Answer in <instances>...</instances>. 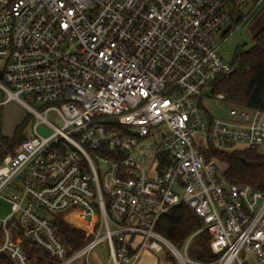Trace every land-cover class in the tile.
<instances>
[{"label":"built area","instance_id":"built-area-1","mask_svg":"<svg viewBox=\"0 0 264 264\" xmlns=\"http://www.w3.org/2000/svg\"><path fill=\"white\" fill-rule=\"evenodd\" d=\"M263 6L0 0V105L19 100L33 123L0 162V199L11 203L0 251L34 264L27 239L57 264H138L146 251L157 264H264V187L233 182L208 156L212 146L264 151V110L231 105L222 118L203 105L207 89L225 101L214 83L234 66L220 46ZM181 203L203 221L183 248L155 229ZM51 213L85 232L82 246L67 249ZM202 231L209 260L189 252ZM99 245L107 256L93 263Z\"/></svg>","mask_w":264,"mask_h":264},{"label":"trees","instance_id":"trees-1","mask_svg":"<svg viewBox=\"0 0 264 264\" xmlns=\"http://www.w3.org/2000/svg\"><path fill=\"white\" fill-rule=\"evenodd\" d=\"M264 10H260L254 19ZM234 70L229 75L219 77L214 85L215 91L224 92L225 101L234 106L264 110V27L255 35L250 46L238 48L231 61ZM31 119L27 115L22 126L10 137H0V162L7 153H14L28 136L21 128ZM16 147V149H15ZM208 156L217 158L225 165V175L233 182L249 184L257 189L264 187V151L244 145L226 149L217 147L208 150ZM50 221L68 250L78 249L84 243L85 232L78 229L58 213L50 214ZM203 225L202 219L185 203L169 209L158 220L155 229L177 247H182L190 235ZM3 231L0 228V245ZM209 235L206 231L197 234L189 250L193 257L209 260L214 257L208 247ZM24 248L34 264H57V261L41 247L25 239ZM0 264H16L5 252L0 251Z\"/></svg>","mask_w":264,"mask_h":264},{"label":"rangeland","instance_id":"rangeland-1","mask_svg":"<svg viewBox=\"0 0 264 264\" xmlns=\"http://www.w3.org/2000/svg\"><path fill=\"white\" fill-rule=\"evenodd\" d=\"M264 24V10L256 16L254 19H248L242 25L237 27L232 31L226 40L220 46V52L225 61L231 62L236 50L240 47L250 46L252 44V33L257 31ZM252 30V31H251ZM225 35V30H221L215 35V39L219 42ZM206 94L210 96V89L206 90ZM206 97L203 100L204 107L214 116V117H224L229 118V110L231 104L226 101H220L214 97ZM0 95V99H1ZM37 105V104H36ZM27 115H29V110L26 108L19 100L11 99L6 102L4 105H0V137H12L17 128L22 126ZM50 119L55 121V114L50 112L48 114ZM56 121H59L58 119ZM22 134L30 136L33 134V123L32 119L29 122H26L21 128ZM51 129L46 127L44 124H40L38 127V132L42 135H48ZM16 149V147H15ZM10 191L6 190L4 195H9ZM11 211V203L5 198L0 199V218L5 217ZM64 220L70 222L66 219L64 214ZM104 246L99 245L92 251L91 260L93 263L96 261L99 263L97 257L102 255L103 257L107 256V253L103 250ZM183 248V247H181ZM192 248V241L189 242V250ZM191 253V252H190ZM96 259V261H95ZM138 264H157V258L155 255H152L150 252H144Z\"/></svg>","mask_w":264,"mask_h":264},{"label":"water","instance_id":"water-1","mask_svg":"<svg viewBox=\"0 0 264 264\" xmlns=\"http://www.w3.org/2000/svg\"><path fill=\"white\" fill-rule=\"evenodd\" d=\"M264 27V24L255 32H251L252 33V40L254 39L255 35ZM252 31V30H251Z\"/></svg>","mask_w":264,"mask_h":264}]
</instances>
